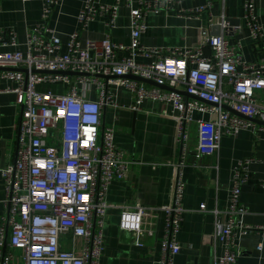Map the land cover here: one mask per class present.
<instances>
[{"label": "built area", "instance_id": "1", "mask_svg": "<svg viewBox=\"0 0 264 264\" xmlns=\"http://www.w3.org/2000/svg\"><path fill=\"white\" fill-rule=\"evenodd\" d=\"M58 1L41 0V22L26 32L24 52L0 50V81L15 83L13 87L0 85V93H14L20 107L16 159L1 170L6 224L11 228L8 244L23 250L24 264H99L109 207L107 191L113 181L126 178L130 165L114 143L113 126L102 124V111L107 106L118 107L111 89L124 88L134 97L126 108L138 110L145 99L172 108L180 150L173 162L168 203L121 205L119 229L130 232L137 243L157 212H163L158 262L173 264L180 251L177 235L185 210L182 174L190 126L195 124L197 130L195 150L207 155L219 150L223 135L264 130V60L248 62L243 58L240 40L224 35L228 30L235 35L241 24L230 26L224 14L216 23L220 32L202 30L206 42L195 49L140 43L149 14L174 11L197 20L202 11L210 9L211 0L186 10L179 8V0H136V5L133 0L110 4L84 0L63 52L61 38L47 24ZM122 3L129 10L128 44L115 42L107 33L99 41L82 45V31L97 18L103 17L106 27H113ZM239 21L247 27L250 39L264 48L255 0H243ZM17 44L13 29L0 30V47ZM67 72L73 74H64ZM194 113L208 118L195 119ZM251 162L250 158L235 162L225 207L210 210L215 217L211 242L219 249L214 264H237L241 237L253 231H262L264 236V226L244 223L247 210L240 201ZM199 209L207 210L204 204ZM5 230L3 222L0 264H12L13 254L4 247ZM77 238L82 241L79 252L75 249ZM257 248H262L261 243Z\"/></svg>", "mask_w": 264, "mask_h": 264}, {"label": "crops", "instance_id": "2", "mask_svg": "<svg viewBox=\"0 0 264 264\" xmlns=\"http://www.w3.org/2000/svg\"><path fill=\"white\" fill-rule=\"evenodd\" d=\"M114 0H96L110 4ZM84 0H59L49 13L47 24L54 28L62 40L61 51H66V42L75 29L76 15ZM136 5V0H133ZM206 0H179V8L189 9ZM41 0H0V30L11 28L17 39L15 47H0V50L24 52L25 35L28 29L41 22ZM238 21L243 15V0H211L209 10L199 18L189 19L174 11L151 13L147 16L146 31L140 37L145 47H188L195 49L206 42L202 30L218 34L215 25L221 15ZM255 14L264 32V0H255ZM128 8L122 3L117 11L112 28L105 25L103 17L91 22L82 31V45L87 41H99L109 33L118 43L128 44L130 29ZM230 24V23H229ZM241 30L226 38L241 42V54L248 62L264 60V48L248 36L247 27L239 21ZM234 26V25H230ZM138 61H146L138 58ZM1 87H13L10 80H1ZM118 107L107 106L102 111V124L113 126L114 143L130 161L125 179L113 181L107 191L109 207L106 212L102 253L99 264H159L164 213L158 211L147 227V233L139 242L133 235L119 229L121 205L140 203L144 206H161L168 203L169 185L174 175L173 162L177 160L180 144L176 140L177 120L172 108L164 103L145 99L138 110L126 108L134 101L133 94L124 88H112ZM95 98V95H93ZM122 105L124 107H122ZM194 118L207 119L208 115L194 113ZM20 107L15 94L0 93V224L5 222V251L13 254L12 264H24L23 250L8 244L10 225L6 224L8 209L5 204V185L1 170L16 159L19 139ZM190 126L187 159L183 168L184 212L177 239L180 251L173 264H214L215 252L211 242L214 232L213 209H223L227 203L231 168L236 161L250 158L249 178L241 188L240 201L246 208L244 223L252 227L264 226V130H242L235 136L223 135L219 150L214 154H199L195 150L197 132ZM171 161V162H167ZM201 204L206 211H200ZM81 239L75 243L80 251ZM262 245L258 249V244ZM68 246V245H67ZM237 264H264V236L262 231H253L241 237Z\"/></svg>", "mask_w": 264, "mask_h": 264}, {"label": "water", "instance_id": "3", "mask_svg": "<svg viewBox=\"0 0 264 264\" xmlns=\"http://www.w3.org/2000/svg\"><path fill=\"white\" fill-rule=\"evenodd\" d=\"M227 21L230 23V25H238L239 24V20L238 21H236V22H234V21H231V20H229V19H227ZM215 29H217V28H219L220 29V27L218 26V25H215V27H214ZM64 74H73V73H71V72H67V73H64ZM130 78H133V79H135V80H138V81H142V82H146V83H148V84H153V82H151V81H149V80H146V79H142V78H140V77H135V76H130ZM165 88H167V87H165ZM184 95H187L185 92L183 93ZM228 110H230L231 112H233V113H235L232 109H230L229 107H226Z\"/></svg>", "mask_w": 264, "mask_h": 264}]
</instances>
